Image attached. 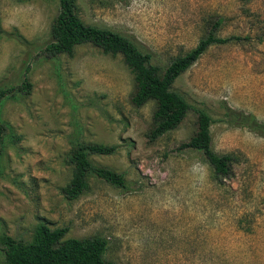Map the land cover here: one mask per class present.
Here are the masks:
<instances>
[{
	"label": "rangeland",
	"instance_id": "rangeland-1",
	"mask_svg": "<svg viewBox=\"0 0 264 264\" xmlns=\"http://www.w3.org/2000/svg\"><path fill=\"white\" fill-rule=\"evenodd\" d=\"M79 18L133 39L160 71L194 46L217 17L220 36L171 84L190 105L174 129L150 139L153 101L136 107L119 54L90 45L48 58L57 0H0V264L4 236L29 240L39 222L63 238L104 237L114 264H264V137L223 120V106L264 121V0H77ZM25 89L19 88L23 82ZM211 117L210 146L237 157L213 179L200 151L180 148ZM113 145L91 163L122 175L116 187L88 175L74 199L61 192L76 143Z\"/></svg>",
	"mask_w": 264,
	"mask_h": 264
},
{
	"label": "trees",
	"instance_id": "trees-1",
	"mask_svg": "<svg viewBox=\"0 0 264 264\" xmlns=\"http://www.w3.org/2000/svg\"><path fill=\"white\" fill-rule=\"evenodd\" d=\"M77 0H57V13L50 25L49 42L43 48L48 58L59 55L71 56L75 47L90 44L105 54H119L129 70L134 84L131 103L139 107L153 101V126L148 136L155 139L174 129L190 109V105L177 92L171 89L176 77L187 69L206 49L214 44L239 43L249 40V36H220L217 32L223 17H217L203 31L194 46L181 54L173 56L160 71L150 63L151 53L141 48L133 39L115 30L85 24L76 11ZM28 83L23 81L19 88L25 89ZM9 92L0 89V101ZM196 117V130L180 148L200 151L208 164L213 179L220 182L232 175V165L237 157L231 153H216L210 146V115L201 108H193ZM223 120L233 127H244L259 137H264V121L251 113L223 106ZM3 127L0 123V149ZM114 146L103 144L76 143L72 148L68 164L71 174L61 192L68 199H74L83 193L88 175H93L116 187H124L121 174L90 162V154L107 155ZM64 227L49 228L39 222L34 227L29 240H17L8 236L2 239L4 264H114L104 259L107 241L104 237L63 238Z\"/></svg>",
	"mask_w": 264,
	"mask_h": 264
}]
</instances>
